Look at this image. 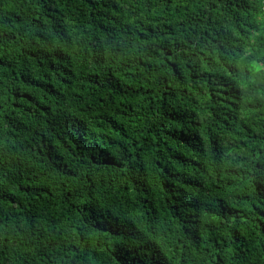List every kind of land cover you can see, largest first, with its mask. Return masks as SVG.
Returning <instances> with one entry per match:
<instances>
[{"label":"trees","instance_id":"trees-1","mask_svg":"<svg viewBox=\"0 0 264 264\" xmlns=\"http://www.w3.org/2000/svg\"><path fill=\"white\" fill-rule=\"evenodd\" d=\"M0 264H264V0H0Z\"/></svg>","mask_w":264,"mask_h":264}]
</instances>
